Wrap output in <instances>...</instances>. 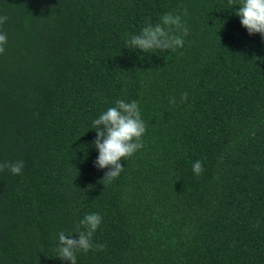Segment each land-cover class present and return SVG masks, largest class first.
<instances>
[{"label":"trees","instance_id":"obj_1","mask_svg":"<svg viewBox=\"0 0 264 264\" xmlns=\"http://www.w3.org/2000/svg\"><path fill=\"white\" fill-rule=\"evenodd\" d=\"M238 5L0 0V162H24L0 171V264H67L58 234L87 214L102 220L76 264H264V41ZM166 13L183 47L128 49ZM118 99L147 127L109 182L92 122Z\"/></svg>","mask_w":264,"mask_h":264},{"label":"clouds","instance_id":"obj_2","mask_svg":"<svg viewBox=\"0 0 264 264\" xmlns=\"http://www.w3.org/2000/svg\"><path fill=\"white\" fill-rule=\"evenodd\" d=\"M231 2V0H230ZM234 15L239 18L241 27L247 30L249 36L259 34L264 41V0H239L238 10ZM7 21L6 16L0 17V25ZM173 29L180 35L173 34ZM188 34V29L182 25L181 18L172 13H166L160 17V22L147 24L139 34L131 35L127 40L128 49H139L145 53L151 50H175L184 45L183 36ZM7 34L0 33V54L5 52ZM185 92L181 96V102L187 100ZM175 103V98L170 100ZM95 130V139L92 144L98 152L94 166L98 169H108L102 180L111 182L123 171L122 158L131 157L139 149L144 147L142 137L146 132V124L141 118L137 101L125 102L116 100L113 107L102 112L92 122ZM24 168L23 161L0 162V171L8 170L13 175L21 174ZM194 174L199 175L203 171L202 163L196 161L192 165ZM102 217L98 214H87L79 222L83 231L73 234L60 232L58 234V258L67 264H76L77 252H87L94 247L92 236L101 223ZM102 250L103 245H96Z\"/></svg>","mask_w":264,"mask_h":264}]
</instances>
